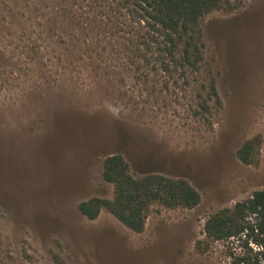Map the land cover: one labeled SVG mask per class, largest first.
<instances>
[{"label": "rangeland", "instance_id": "obj_1", "mask_svg": "<svg viewBox=\"0 0 264 264\" xmlns=\"http://www.w3.org/2000/svg\"><path fill=\"white\" fill-rule=\"evenodd\" d=\"M119 2L0 0V264H226L235 247L201 244L206 220L264 190V0L205 16L202 62L171 74L123 64ZM111 154L200 203L152 206L141 233L88 220L81 202L113 197Z\"/></svg>", "mask_w": 264, "mask_h": 264}, {"label": "trees", "instance_id": "obj_2", "mask_svg": "<svg viewBox=\"0 0 264 264\" xmlns=\"http://www.w3.org/2000/svg\"><path fill=\"white\" fill-rule=\"evenodd\" d=\"M238 4L239 0H120L113 11L118 18L117 47L127 51L123 64L162 74L195 70L203 60L201 20L214 11L231 12ZM257 146L256 139L246 141L237 158L252 164ZM102 179L112 186V199L90 198L78 205V211L95 220L105 210L134 233L144 230L154 205L193 209L200 203L199 193L186 180L159 174L136 177L121 154L105 157ZM204 235L203 245L226 242L232 250L235 247L226 264H264V190L209 216Z\"/></svg>", "mask_w": 264, "mask_h": 264}]
</instances>
